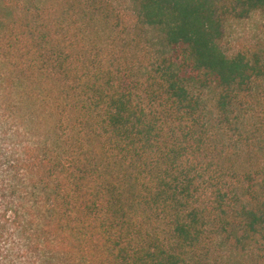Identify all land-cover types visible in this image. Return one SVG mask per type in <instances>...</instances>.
Wrapping results in <instances>:
<instances>
[{"label": "trees", "instance_id": "1", "mask_svg": "<svg viewBox=\"0 0 264 264\" xmlns=\"http://www.w3.org/2000/svg\"><path fill=\"white\" fill-rule=\"evenodd\" d=\"M0 0V264H264V0Z\"/></svg>", "mask_w": 264, "mask_h": 264}, {"label": "rangeland", "instance_id": "2", "mask_svg": "<svg viewBox=\"0 0 264 264\" xmlns=\"http://www.w3.org/2000/svg\"><path fill=\"white\" fill-rule=\"evenodd\" d=\"M119 6H127L126 0H113ZM223 50L228 55L246 52L257 54L264 63V11L252 13L248 18L234 20L224 17L222 27Z\"/></svg>", "mask_w": 264, "mask_h": 264}]
</instances>
